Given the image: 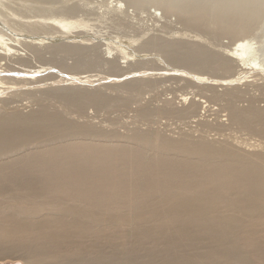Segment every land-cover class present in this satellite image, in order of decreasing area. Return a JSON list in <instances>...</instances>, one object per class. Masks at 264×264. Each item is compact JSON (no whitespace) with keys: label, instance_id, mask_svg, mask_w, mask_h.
Instances as JSON below:
<instances>
[{"label":"bare ground","instance_id":"6f19581e","mask_svg":"<svg viewBox=\"0 0 264 264\" xmlns=\"http://www.w3.org/2000/svg\"><path fill=\"white\" fill-rule=\"evenodd\" d=\"M11 1L0 0V264L7 258L24 264H264V141L238 135L196 138L191 130L174 136L153 126L121 133L71 112L83 114L90 105L121 107L145 89L157 92L156 76L167 69L191 90L154 107L141 104L139 118L196 121L208 101H219L231 125L264 137V107L257 96L250 94L246 107L235 101L247 97L249 88L242 85L249 78L252 84L264 79L259 60L264 37L248 32L264 0H249L241 9L216 2L203 14L196 0H188L190 10H181L178 24L189 19L191 26L205 29L213 18L216 30L238 38L226 44L224 35L217 43L199 30L192 40L151 36L150 50L136 46L147 28L136 36L109 31L112 36L106 37L93 26L109 24L107 15L118 12V18L112 14L116 23L128 28L129 0H94L97 17H83L76 8L67 14L63 7H70V0H58L55 14L51 7H59L51 0L50 7L39 0L15 3L22 9ZM183 1L163 0L158 9L168 12ZM189 11H195L192 19ZM182 32L175 28L172 35L187 34ZM96 49L111 72H122L100 75L85 61L78 71L76 63L72 71L65 62L71 71L63 67L56 74L62 67L59 54L85 57ZM45 54L52 57L47 65L41 64ZM33 59H40L39 65ZM150 59L159 67L129 69L133 61ZM257 86L264 97V83ZM24 97L39 108H20L16 102ZM55 99L64 106L48 104ZM220 121L217 129L223 130Z\"/></svg>","mask_w":264,"mask_h":264},{"label":"rangeland","instance_id":"374dc122","mask_svg":"<svg viewBox=\"0 0 264 264\" xmlns=\"http://www.w3.org/2000/svg\"><path fill=\"white\" fill-rule=\"evenodd\" d=\"M7 1H9V0H7ZM39 1H41V3L48 4L49 7L52 5L51 3L53 1H54L53 5L57 4L56 5L57 7H59V5L62 3L61 2L62 0H59V2H61V3H58V0L57 1L56 0H51L52 2L48 1V0H39ZM93 1L94 0H89L88 2H90V3H88L87 7H86V5L85 6L83 5V6H81L82 8H79L80 5H81L80 0H75V1L70 0V2H72L70 7H68V8L67 7L66 8L63 7V8H64V10H66L67 14H70L69 9L71 10V13H72V9L76 8V11H77V9L81 10V11L79 10V13L82 12V13H80V15H83V17H97V16H94V15H95V11L98 9L99 6L97 8H94L97 5H94ZM11 2H9V3H11V5L13 7H14V5H15V7L18 6L16 4L20 5V0L19 1L18 0L17 1L16 0H12ZM48 2H51V3H48ZM160 2H163V0H129L127 5H129V7H130L129 11H130V13L132 12L131 13L132 17L128 18V22L127 23H131V24H128V28H127V25L126 26L125 25H119L118 26V23H116V19L118 18V15L122 16V14H120L118 12H117V14L114 12V13H111V15H107V17H106L107 18V23H109V24H105V25H108V26H105V25L99 26L100 25L99 23H94L93 26H95L97 29L100 28V30H101L100 32H102L101 34L105 35L106 37H109L110 32L112 33V35L115 34L113 36L127 35V34L130 35V36H134V35L136 36L138 34H141L142 31H144V30L146 31L147 29H149V30L146 31V32L150 31L148 33V35L150 34L149 38H147L148 37V35H147L144 39H142L139 42V44L136 45L137 47L140 46V48L142 50H150V48H148L147 45H148V42H149L148 40L151 38V36L152 37L157 36V38L160 37V39H164L165 42H168V41L172 42L175 39L176 40L177 39L178 40L179 39L180 40H192V39H196V36H194V35H196V31L197 30H199V31H197L199 33H203L204 32L203 34L208 35V37L210 36L211 40L214 41V42H217V43L222 39V36H224V35L225 36L222 39V41H224L226 44L233 43L238 38L237 36H234V35L231 36V35L227 34V36H226V34H224V33L222 34L218 30H216L217 25L214 22L213 18L208 19V23H207L208 27L205 28V29L201 28L198 25H196V26L192 25L191 26L189 24V19H187V21L183 20L181 23L178 24L177 21L181 19L180 16L183 17L181 10H183V8L188 9V6H189L188 0H185V1L181 2V4L179 6H177V8H174V10H169L168 12L164 11V9H162V10L158 9V7H159L158 4ZM216 2H219L220 4L222 3V7L223 8L228 7V8H240V9L241 8H245V7H247V5L251 4V2L249 0L244 1L242 4H239V5H237V3H234L233 0H231L230 2H227V1H224V0H196V7H197V10L199 11V13L203 14L205 12H208L209 6L211 4L216 3ZM77 4H79V5H77ZM136 4H137V6H136ZM260 4H261V9L256 15L253 16L254 18L252 19V23H251L252 27L248 31L250 33V35H252L253 38H257V39H259L260 37H264V1L261 2ZM65 5L68 6L67 4H65ZM77 6H79V7H77ZM20 7L22 9L23 6L22 5L18 6V8H20ZM83 7H84V9H83ZM51 8L53 9L52 12L54 14H55V12L58 13L57 11L60 10V7H59V9L55 8V7L54 8L51 7ZM11 9H12V7H11ZM188 10H190V9H188ZM76 11L74 10L73 12H76ZM162 11L164 12L163 13L164 15H161ZM216 11L217 10L211 11V14L212 15L215 14ZM13 12H16V10H13ZM133 13L136 15V17H134L135 15ZM150 13H152V14H150ZM180 13H181V15H180ZM194 13H195V11H189V14L187 15L188 18L192 19L194 17ZM16 14H18V13H16ZM112 14L117 16V18L115 16H113ZM137 14H139V15H137ZM155 14L158 16V18H157V16H155ZM187 16H185V17H187ZM114 17H115V19H114ZM185 17H184V19H186ZM154 18H156V19H154ZM98 20H100V18H98ZM154 20L157 21V22H155ZM130 25H132V26H130ZM188 25H190V26L188 27ZM123 27H124V29L127 28L128 30H124ZM169 27H172V29L169 28ZM109 28H110V30H109ZM175 28H176L177 31H179V33L182 30V31H184L182 33H185V31H186L187 34L185 36H182V34H179V33H177L175 35H172L173 31H175ZM140 30H141V33L139 32ZM79 31H81V30H79ZM82 31H88V30L84 29ZM170 31H171V33H169ZM103 32H105V33H103ZM248 32H247V34H248ZM107 33H109V34H107ZM120 33H122V34H120ZM124 33H126V34H124ZM112 35H110V37ZM191 35H193V36L191 37ZM68 40L71 41V39H68ZM209 46H210V48L213 47L212 50H216L217 49L216 46H214L213 44L209 45ZM156 49H159V48L156 47ZM153 51H156V50H153ZM217 52H218V55L221 53L220 51H217ZM46 53L49 55L50 52H46ZM47 54L44 55V58H41V64L45 63L47 65L48 62H50V59H52V57L49 58V59H48V57H50L52 55H54L53 58L55 57V54H53V53H50L51 54L50 56H48ZM64 54H63V56H64ZM65 55H68V54H65ZM56 56H58V55H56ZM63 56H62V54H61V56L59 54V57H61V58L58 57L59 61H61L60 63L57 60V57H55L56 59L55 58L53 59V62H54V60H56V62H58L62 66V67H60L61 68L60 72H56L57 75H60V74L63 73V70H64V69H62L63 67L66 68V69L69 68L70 71H71V69H72V71H75V65L77 67L78 63L85 62V61L86 62L88 61V62H90L91 65H93L92 68H91V65L88 66V67L91 68L89 70L92 71V69H93L92 72H94V70H95L94 73H99L100 75H108L110 73L111 74L115 73L116 71L119 72V73L122 72L121 70L119 71V68H117L118 70L117 69H115V70L113 69L114 72H111L112 71L111 69L113 67L111 66L112 67L111 68L110 65H109L110 63H106L105 62V59L101 56V51L99 49L98 50L96 49L92 54H87V56L84 55L85 57H83V55H80L81 57H79V55H74L73 56L74 58H72V54H71V55H69L71 58L69 56H67V57L64 56L65 59H64V61H62L63 60ZM76 56H78L79 59H77ZM100 57L102 59H99ZM112 57L114 58V56H112ZM112 57H111V60H113ZM115 58H116V56H115ZM46 59H47L48 62L46 61ZM94 60H96V61H94ZM150 60L148 61L149 63L148 62H144V61H147V60L133 61L132 64L129 65L130 68L126 64L128 66V67H126V69L129 68L131 71H133V70L135 71L136 68H138V67L141 68L142 66L152 69L151 65L155 64V61H153L152 59H150ZM259 60L262 62V64H264V55L260 56ZM38 61L40 63V59L37 60V62H36V59L35 60L33 59L32 63H34V65H39ZM42 61L43 62L46 61V62L42 63ZM51 62H52V60H51ZM56 62H54V63H56ZM62 62H63V64H62ZM65 62L68 63V66L70 64V67H71L72 64L76 63L75 65H72V66H74V69H73V67H71V69H70V67L67 68V67L63 66L65 64ZM167 63L168 62H166L164 64H167ZM164 64L162 63V67L165 66ZM168 64L166 66H168ZM105 67H108V68L106 69ZM131 67L133 69H131ZM154 67H156V65ZM158 67L159 66H157L156 68H158ZM170 67L172 68V64L171 65L169 64V67H167V68H170ZM76 69L78 71V67ZM108 70H110V71H108ZM105 71H106L107 74L105 73ZM164 71H165V73L160 74L161 76L160 75L156 76L158 78L157 79L158 81L156 79H155V81H157L158 85H160L158 90H157V92H153L151 90V88H148L149 90L148 89H145L146 91L143 90V93L141 92L140 94L135 96L134 99L130 100V102L127 105H124V106H121V107H117V105H112V106H110L109 108H106V109H96L94 106L90 105V106H88L87 110L83 112V114L82 113L81 114L77 113L74 110V111H71V112H73L72 115L76 116V117L78 116L79 118L81 117L82 119L86 116L89 119L91 118L92 121L94 120V122H96L98 124H101V125H103L105 127H112L113 126V127L117 128V130L119 132H121V133L132 132L133 131L132 129H134V128H139L140 127L141 129H147L149 126H153V127L161 129L162 131H164L167 134H172L174 136L182 135V134L186 133V131L188 132V130H189V132L192 131V135H194V137L196 136V138L201 137L202 134L207 136L210 139H212V138L213 139H225L227 137H231L232 138V136H237L238 135V136L243 137V138H245V137L246 138L256 137V138L261 139L262 141H264V137H262L258 133H255V132L253 133V132H251V131L243 128V127L237 126V125H234V126L231 125L229 116L227 115V111L225 110L224 106L222 105L223 103L222 102L220 103L219 101H217L216 103H214L215 101L214 102L212 101L213 103L211 101H208V103H210V105H209V107H207V109H204L206 112L202 115V117H199V118L197 117L198 120L196 118L192 119V120H196V121H188V119L184 120V119H180V118H177V117L166 116V115L160 116L157 119H154L153 121L139 118L138 115H137V110H138V108H139V106L141 104L150 102V105L154 107V105L156 106V103L158 105L159 104L161 105L163 103V100H165V99H167V100L175 99L176 96L181 95L180 93H187L186 90H189V91L191 90L190 87L186 88V85L184 84L185 83L184 81H183L184 83L181 82L180 80H179L180 82H177L178 81L177 79L171 78L172 75H170V72H173V71L169 70V72H167L168 71L167 69L164 70ZM249 79H250V81L252 80V78H249ZM129 80H131V79H129ZM250 81H247V82H245L242 85L244 88H247V87L249 88L247 90V92L248 91H250V92L247 93V97L245 95L244 98H237V100H235L236 103L238 105L242 106V107H246V106H248V104L250 102L249 96L251 97V95H252V96H257L256 100H257L258 105L260 107H264V99H263L264 97L261 94L262 92H260L261 90L259 88H257L258 87L257 83H260V82L264 83V79H262V80L260 79V80H258L255 83L253 82L254 85ZM138 82H140V80ZM182 83H183V85H182ZM181 85H182V87H181ZM103 86H100V87H103ZM43 87H45V88H43ZM43 87L41 88V90L42 89L46 90L47 89L46 87H48V86L44 85ZM183 87H185L186 89L183 88ZM172 89H174V90H172ZM219 89H222V88L220 87ZM38 90H40V89H38ZM252 92H254V93H252ZM176 94H178V95H176ZM257 94H259V95H257ZM28 98L29 97H27V98L24 97L18 103L16 102V104H18L20 108L25 106V108H24L25 111H28L29 109L39 108L40 103L35 102V100L30 99V98L28 99ZM205 100H206V98H205ZM23 101L25 103H27V105ZM48 104H51L53 107L64 106V102L62 100H60V99H55L52 103H48ZM14 105H15V103H14ZM114 106H116V107H114ZM80 115H82V116H80ZM88 118H85V119H88ZM219 120H223V121H220V122H223L225 124L224 125L225 127H224L223 130L217 129V124H218ZM2 262L4 264H24V263L19 262V260H14V259H11V258H7V259H5V261L3 260Z\"/></svg>","mask_w":264,"mask_h":264}]
</instances>
